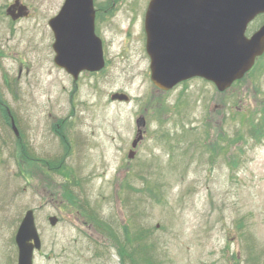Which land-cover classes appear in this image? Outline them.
Wrapping results in <instances>:
<instances>
[{"label":"rangeland","instance_id":"rangeland-1","mask_svg":"<svg viewBox=\"0 0 264 264\" xmlns=\"http://www.w3.org/2000/svg\"><path fill=\"white\" fill-rule=\"evenodd\" d=\"M21 1L31 18L12 27V0H0V264H17L29 210L41 243L33 264H131L119 254L124 227L141 264H264V55L225 93L198 78L161 92L145 52L150 0H93L105 67L73 93L47 25L64 0ZM23 60L31 71L19 81Z\"/></svg>","mask_w":264,"mask_h":264},{"label":"water","instance_id":"water-1","mask_svg":"<svg viewBox=\"0 0 264 264\" xmlns=\"http://www.w3.org/2000/svg\"><path fill=\"white\" fill-rule=\"evenodd\" d=\"M16 5V4H15ZM13 20L26 15L20 6ZM264 14V0H151L145 14L146 53L150 59V80L168 91L180 82L199 77L212 82L219 92L228 89L253 67L264 53V23L249 38L247 25ZM92 0H65L58 15L49 21L54 36V64L76 80L82 71L104 67L100 39L94 33ZM112 101H127L113 94ZM144 127V120L136 122ZM15 136L18 131L12 121ZM142 139L139 129L132 143ZM129 158L133 157L130 153ZM57 218H49L54 226ZM17 264H32L40 240L32 211H27L15 236Z\"/></svg>","mask_w":264,"mask_h":264},{"label":"flooded vegetation","instance_id":"flooded-vegetation-1","mask_svg":"<svg viewBox=\"0 0 264 264\" xmlns=\"http://www.w3.org/2000/svg\"><path fill=\"white\" fill-rule=\"evenodd\" d=\"M15 2H18L19 4H22V5H24V3L21 1V0H12V2L8 5V7L9 6H11V5H13ZM7 7V8H8ZM6 8V9H7ZM11 11L13 12V14L14 15H17L18 14V6H16L13 10L11 9ZM107 10H105V12H106ZM25 12L27 13L26 14V16L24 17V18H17L16 20H13L12 18H11V16H7L6 14H5V17H4V19H6V20H8L7 21V24L8 25H11L12 27H14L16 24H18L21 20H23V19H29V18H31V14H30V11H29V8L27 7V9L25 10ZM104 12V13H105ZM96 18H97V12H96V16H95V29H96ZM95 33H96V31H95ZM6 55V53L5 52H1L0 51V57L1 58H3L4 56ZM29 65H31V64H28V61H19V65H18V76H17V80H19L20 81V79H21V76H22V72L24 71V75L25 76H29L30 75V71H31V67L29 66ZM60 70V69H59ZM84 74H90V73H87V72H82L81 74H80V77L81 76H83ZM5 83H7V87H9V83H8V81H6ZM73 93L74 92H76V88H77V86H76V82H74L73 83ZM0 101H1V99H0ZM6 114H7V116H8V118H10V116H11V113H10V111L8 110V108L6 109ZM10 120V119H9ZM56 125V127H55V131L57 132V131H59L60 129H61V127L63 126V124H64V121H61V122H59V121H56V123H55ZM53 127V126H52ZM26 151H27V149H26ZM26 158H27V162H29V163H33L34 161H39L38 159H34L33 158V156L32 157H30V155L27 153V155H26Z\"/></svg>","mask_w":264,"mask_h":264},{"label":"trees","instance_id":"trees-1","mask_svg":"<svg viewBox=\"0 0 264 264\" xmlns=\"http://www.w3.org/2000/svg\"><path fill=\"white\" fill-rule=\"evenodd\" d=\"M21 151H22V153L23 152L25 153V147H23ZM68 200L70 202H72V200H73L72 195H69V199ZM123 230H124V234L126 235V237H125L123 243H121V248L119 249L120 250V252H119L120 257L122 258V260L125 259V258L129 259L131 264H141V261L138 260L136 255H135L136 253L127 251L128 247L133 246L132 245V241H134V240H131L130 237H128L129 236V232H128L127 227H124ZM114 239H116V237H114ZM144 264H150V263H148V261H145Z\"/></svg>","mask_w":264,"mask_h":264}]
</instances>
